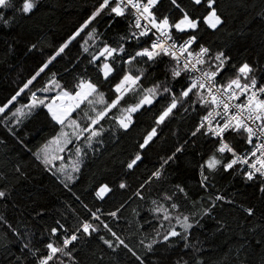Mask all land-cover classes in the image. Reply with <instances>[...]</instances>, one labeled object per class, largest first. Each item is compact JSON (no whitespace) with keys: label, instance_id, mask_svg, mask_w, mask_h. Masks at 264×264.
<instances>
[{"label":"trees","instance_id":"trees-1","mask_svg":"<svg viewBox=\"0 0 264 264\" xmlns=\"http://www.w3.org/2000/svg\"><path fill=\"white\" fill-rule=\"evenodd\" d=\"M11 2L13 7L0 9L3 17L0 19V106L15 95L38 66L75 32L100 0H36V7L26 16L16 11L22 0ZM177 2L194 17L207 11L206 5L192 6L189 0ZM217 6L226 25L223 30L213 32L201 22L199 32L195 33L198 36L195 48L203 44L213 52L223 50L231 57L229 66L218 79L226 81L234 73L232 64L247 61L264 66V0H217ZM153 11L158 18L167 15L172 22L182 15L170 0H162ZM132 19L130 15L102 14L30 85L31 91L43 98L45 95L38 89L55 74V79L65 87H71L78 78L90 79L110 102L115 98L112 86L118 82L123 68L128 66L123 64L120 56L115 57L111 61L114 72L105 81L98 67L89 60L105 43L117 48L123 44L125 59L141 46H147L150 43L148 38L137 42L129 36ZM93 29L95 38L88 40V32ZM172 31L174 38L181 42V37L186 39L192 34ZM33 44L36 48L29 51ZM82 44L88 52L83 51ZM100 62H103L102 58ZM166 64L167 58L152 65L143 84L150 87L153 81L168 79L178 93L187 80L182 76L171 81L166 76ZM137 67L140 65L134 62L132 69ZM255 75L264 84V72L257 71ZM30 95L31 92L25 90L5 113L0 114V191L5 193V197L0 198V264H36L47 251L45 243L61 244L65 229L71 233L84 220L99 225L100 231L88 238L81 236L76 242L73 254L79 264H139L126 248L116 246L111 233L103 229L100 221L91 220V213L97 209L101 221L109 224L120 239L144 259L145 264H176L181 258L188 264H195L196 260L201 264H264V250L257 243L264 240V194L260 193L258 184L246 183L236 172H224L221 168L209 174L207 191L199 187V166L213 152L212 141L207 137L191 136L204 113L199 105L195 110L189 108L185 112L180 108L176 111L160 127L158 136L142 153V161L132 171L127 170L126 164L139 151L138 144L153 126V116L165 102L155 104L152 111L137 113L128 132L118 130L114 120L106 118L101 122L104 132L98 138L100 143H93L88 148L83 137L74 140L66 148L63 159L53 165L58 169L61 161L71 154L77 159L74 148L81 146V171L74 173L77 179L66 188L57 176L44 169L35 156L60 131V126L51 120L44 108L32 110L19 122L12 117V112L22 108ZM136 98L133 94L125 96L121 106L135 103ZM87 109L88 105L84 104L74 114L82 126L86 124L82 117ZM24 111L27 113L28 109ZM113 114L119 115L118 109H113L109 116ZM228 140L236 151L248 147L231 134ZM181 146L182 151L176 154L174 161L164 166L163 179L140 189L143 199L134 195L160 167L163 159ZM121 182L128 187L120 189ZM105 183L112 191L105 199L99 200L95 197V190ZM174 185L184 187L187 193V199L179 192L173 196L179 210L190 216L197 213L190 222L196 224L199 221V224L188 234V243L194 247L185 249L184 241L177 237L172 241L173 247L158 244L152 253H148L140 241L143 239L148 243L155 235L154 226L159 227L148 211L152 207L151 201L158 200L169 206L163 196L175 192ZM217 194L234 203L221 201L212 207V197ZM194 202L197 203L193 207ZM241 206L254 208L255 215L247 217ZM201 208L207 209L209 215L201 218ZM117 209L118 219L107 215ZM54 227L58 229L57 237L51 236ZM99 236L112 240L116 250L109 249Z\"/></svg>","mask_w":264,"mask_h":264},{"label":"snow or ice","instance_id":"snow-or-ice-1","mask_svg":"<svg viewBox=\"0 0 264 264\" xmlns=\"http://www.w3.org/2000/svg\"><path fill=\"white\" fill-rule=\"evenodd\" d=\"M159 2L160 0H100L98 6L94 7L91 14L75 32L60 44L53 55H50L46 61L38 66L34 74L15 95L3 106H0V114L5 113L9 105H12L25 90L31 92L28 102L22 108H17L12 112V117L19 122L21 117L30 114L32 110L44 108L51 120L56 125L61 126L60 131L35 156L44 169L57 176L59 182L67 188L77 179L73 174L81 171V148L75 149L77 159L70 162V170L63 165L56 169L53 165L57 160L63 159L60 154L72 143L73 139L79 141L83 137L88 148H91L93 143H100L98 138L104 132L101 122L106 118L114 120L118 130L128 132L135 122L134 117L137 113L152 111L155 104L161 101L165 102L158 114L153 116V126L143 136L142 142L138 144L139 151L126 164L127 170L132 171L142 161V153L158 136L160 127L170 120L176 111L180 108H184L185 112L189 108L195 110L196 106L199 105L200 108L204 109V113L200 115V121L191 132V136L207 137L213 144L212 154L203 159L199 166V187L207 191L210 180L209 174H214L222 168L224 172H236L246 183L258 184L260 193L264 194V84H261L255 75L257 71L264 72V66H259L255 62L250 64L247 61L238 65L232 64L231 66L235 69L234 73L226 81L218 79L229 66L231 57L223 50L213 52L210 47L203 44L199 45L198 50L193 48V45L198 43V36L195 33L199 32L201 22L213 32L223 30L226 25V20L217 6V0H189L192 6L206 5V13L199 17L190 15L177 0H170L171 4L182 13L181 17L174 22L170 21L167 15L163 18L156 16L153 9ZM10 7H13L11 0H0V9ZM35 7L36 0H22L21 6L16 8V11L26 16ZM106 12L114 17L130 15L133 19L129 24L131 29L129 36L137 42H140L141 38H148L150 41L147 46H141L134 55H129L127 59L122 55L126 51L123 44L117 48L105 43L98 49L97 53L91 55L89 63L98 67L105 81L114 72V65L111 61L115 57L120 56L123 64L128 66L123 68L118 82L112 86L111 90L115 93V98L108 102L105 94L99 91L98 85L90 79L78 78L71 87L62 86L55 79V74L42 88L38 89L43 93H50L53 89L57 90L48 102L38 97L36 92H32L30 85H33V82L42 73H45L58 57L65 53L72 41ZM0 19L3 17L0 16ZM5 25H7V21H5ZM173 29L176 33L192 34L188 35L186 39L181 37L183 41L181 42L174 38ZM152 36L156 38L152 39ZM94 38L95 29L88 32V40ZM121 39L127 38L121 37ZM34 48H36L35 44L29 48V51ZM81 48L84 52H88V48L83 44ZM101 58L103 62H100ZM165 58H167L166 76L171 81H176L182 76L187 80V83L181 86L178 93L168 79L153 81L150 87L143 84V80L152 65L164 62ZM134 62L140 65L135 70L132 69ZM129 94L137 97L135 103L128 104L126 107L121 106V101ZM84 104L88 105V109L83 113L82 119L86 121V124L82 126L76 119L69 118ZM25 108L28 109L27 113L24 111ZM113 109H118L119 115L109 116ZM65 126L72 129L71 134L64 131ZM229 134L238 137L249 146L243 154L237 153L233 148L228 140ZM181 151L182 146L177 147L172 155L164 158L160 167L151 173V176L140 185L134 195L143 199L140 189L146 186L150 187L154 181L162 180L164 166L174 161L176 154ZM226 154H230V158ZM19 171L18 168L17 172ZM127 187L126 183L121 182L119 184V188L122 190ZM174 188L175 192L171 195L163 196V200L168 202L169 206L158 200L151 201L152 207L148 211L159 224V227L154 226L155 235L148 243H145L143 239L140 241L148 253H152L154 246L158 244L173 247L172 241L177 237L184 241L185 249L194 247L188 243V234L192 228L199 224V221H196V224L190 222L197 213H192L190 216L179 210V205L173 196L179 192L187 199V193L185 188L180 185H174ZM111 191L112 188L105 183L101 184L94 194L97 199L103 200ZM4 197L5 193L0 191V198ZM212 200V207H216V202L221 201L227 204L234 203L232 200L225 201L224 197L219 194L214 195ZM195 203L197 202H194L193 207ZM242 211L247 217L255 215V210L252 207H242ZM97 212L99 209L91 213V220L100 221L103 229L111 233L116 246H123L135 257L136 261H139V264H145L144 259L124 240L120 239L109 224L101 221ZM117 212L118 209L117 211H109L107 215L113 219H118ZM200 215L203 218L209 215V211L201 208ZM178 228L180 231L177 230ZM99 231L100 226L88 220L81 221L75 231L71 233L65 229L62 243L59 245L54 242L45 243L44 248L47 251L37 259L36 264H65L64 258L67 259L68 264H79L73 254L76 242L81 239V236L88 238L93 234H98ZM57 235L58 229L52 228L51 236L57 237ZM99 239L109 249L116 250L112 240L104 236H99ZM257 243L264 250V240H258ZM25 247L28 245L26 244ZM32 254L36 255L35 252ZM181 262L188 264L182 258L177 260L176 264H181ZM195 264H201V261L196 260Z\"/></svg>","mask_w":264,"mask_h":264},{"label":"rangeland","instance_id":"rangeland-1","mask_svg":"<svg viewBox=\"0 0 264 264\" xmlns=\"http://www.w3.org/2000/svg\"><path fill=\"white\" fill-rule=\"evenodd\" d=\"M56 89H53L50 93H43L45 96L42 98V99H45V101L46 100H49L51 97H53L54 95H55V93H56ZM48 95H53V96H48ZM48 102V101H47ZM83 105H81V107H82ZM78 110H80V109H78ZM77 110V111H78ZM77 111H75V112H73L72 113V115H71V117L69 118V119H76L80 124H81V122H80V119L78 118V117H76L74 114L77 112ZM82 111V110H81ZM60 126V125H59ZM60 128H61V126H60ZM64 131H66V132H68L69 134H71V132H72V129L71 128H69V127H67V126H65V128H64ZM75 139H73V141H74ZM72 141V142H73ZM48 142H46L45 144H47ZM44 144V145H45ZM44 145L42 146V148L44 147ZM69 146V145H68ZM67 146V147H68ZM66 147V148H67ZM77 147H81V146H76L74 149H76ZM41 148V149H42ZM40 149V150H41ZM39 150V151H40ZM38 151V152H39ZM65 152H66V149H65V151L63 152V153H61L60 155L63 157L64 156V154H65ZM76 160V158H75V156L73 155V154H71L70 156H68L65 160H63V161H61V163H60V165L58 166V168H60V166L61 165H63L66 169H68V170H70L71 169V163L70 162H72V161H75ZM58 161V160H57ZM74 175V174H73Z\"/></svg>","mask_w":264,"mask_h":264},{"label":"built area","instance_id":"built-area-1","mask_svg":"<svg viewBox=\"0 0 264 264\" xmlns=\"http://www.w3.org/2000/svg\"><path fill=\"white\" fill-rule=\"evenodd\" d=\"M162 0H160V2H161ZM159 2V3H160ZM154 10V9H153ZM156 37L155 36H152V39H155ZM193 48L194 49H196V50H198L197 48H195V45H193ZM249 147V146H248ZM248 147L247 148H245V149H243V150H241V151H237V153H239V154H243L245 151H246V149H248ZM227 155H230V154H227ZM239 167V166H238Z\"/></svg>","mask_w":264,"mask_h":264}]
</instances>
